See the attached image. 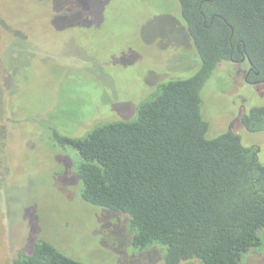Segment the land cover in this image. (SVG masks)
I'll return each mask as SVG.
<instances>
[{"label":"rangeland","instance_id":"374dc122","mask_svg":"<svg viewBox=\"0 0 264 264\" xmlns=\"http://www.w3.org/2000/svg\"><path fill=\"white\" fill-rule=\"evenodd\" d=\"M199 64L179 0H0V264L34 239L85 264L156 262L159 251L131 247L128 216L83 201L80 158L55 133L84 138L105 121L132 120L160 83ZM248 68L218 65L203 115L214 116L209 136L233 129L264 164V131L236 121L264 107V83L249 84Z\"/></svg>","mask_w":264,"mask_h":264},{"label":"trees","instance_id":"16d2710c","mask_svg":"<svg viewBox=\"0 0 264 264\" xmlns=\"http://www.w3.org/2000/svg\"><path fill=\"white\" fill-rule=\"evenodd\" d=\"M179 4L198 71L160 83L132 120L105 121L84 138L55 133V139L80 158L83 201L128 216L134 250L159 251L146 264H254L264 260V164L233 129L208 135L202 90L220 63L242 58L258 73L248 79L264 80V0ZM239 123L264 131V107L243 113ZM6 134L0 125V158ZM7 170L0 159V183ZM34 241L11 264H85Z\"/></svg>","mask_w":264,"mask_h":264},{"label":"flooded vegetation","instance_id":"af4514ba","mask_svg":"<svg viewBox=\"0 0 264 264\" xmlns=\"http://www.w3.org/2000/svg\"><path fill=\"white\" fill-rule=\"evenodd\" d=\"M247 60V61H246ZM234 62H248L249 63V68H248V70H247V72H246V74H245V80L249 83V84H262V83H264V80H262V81H259V80H254V81H250L248 78H249V76H251V75H254V74H258L257 72H255L254 70H253V68H252V65H251V62L247 59V58H242L240 61H234ZM205 101H206V98H205ZM216 103H217V101H216ZM242 109L244 110V112H245V109H244V106H242ZM205 110H206V105H205ZM242 114H243V112L241 113H239V115H238V117H237V119H236V121L238 120V119H240V117L242 116ZM214 118V116H212V118H209L210 120H214L213 119Z\"/></svg>","mask_w":264,"mask_h":264}]
</instances>
